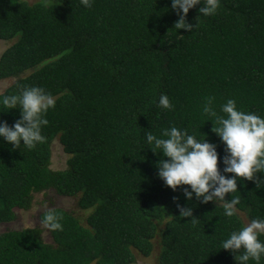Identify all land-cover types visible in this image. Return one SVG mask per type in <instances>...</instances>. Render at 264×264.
<instances>
[{
  "label": "trees",
  "instance_id": "16d2710c",
  "mask_svg": "<svg viewBox=\"0 0 264 264\" xmlns=\"http://www.w3.org/2000/svg\"><path fill=\"white\" fill-rule=\"evenodd\" d=\"M201 6L189 10L197 27L185 31L174 28L170 0H92L91 7L0 0V40L15 41L0 56V80L16 79L0 96L40 86L55 99L43 142L13 149L0 139V223L49 190L90 211L84 226L63 208L49 209L62 224L47 228L53 243L37 227L0 233V264H136L137 254L151 256L156 237L158 264H237L221 242L245 225L240 213L264 218V183L238 180L225 199L239 203L225 216L222 202L189 201V186L167 187L157 175L162 153L145 142L148 131L159 136L176 126L215 144L222 157L215 120L202 112L208 97L220 115L231 98L264 116V0H220L207 17H199ZM161 94L174 108L158 107ZM4 110L0 121L19 119L18 109ZM57 139L69 155L60 171L51 168ZM176 203L192 207L193 217H179Z\"/></svg>",
  "mask_w": 264,
  "mask_h": 264
},
{
  "label": "clouds",
  "instance_id": "9594fccd",
  "mask_svg": "<svg viewBox=\"0 0 264 264\" xmlns=\"http://www.w3.org/2000/svg\"><path fill=\"white\" fill-rule=\"evenodd\" d=\"M81 3L85 7L92 6V0H81ZM170 4L178 16L174 28L192 31L197 24L194 26L187 21L189 10L202 5L197 9L199 17L211 16L217 12L220 0H170ZM213 99H206L202 112L210 118L209 121L211 118L215 120L212 130L224 145L222 157L215 144L200 140L176 126L162 128L159 136L148 131L145 142L153 153H157L154 149L162 153L163 158L157 163V175L167 187L175 192L178 187L189 186L183 187L186 200L190 201L195 196L201 203L222 202L224 215L231 217L239 200L235 197L226 200L225 196L238 191L237 181L255 180L257 187L264 183V179L256 178L257 173H264V116L240 110L231 98L220 105V112L224 114L220 115L212 107ZM0 106L4 111L19 110V119L11 126L0 121V139L13 149L21 145L31 149L44 141L42 126L48 124L46 114L55 106L54 97L44 88L25 86L18 94L0 96ZM158 107L172 109L174 105L166 94H161ZM218 160L223 165L222 169L218 168ZM177 200L173 197L174 202ZM176 209L179 217H193L192 207L176 203ZM60 219L53 210H49L42 223L50 230H62ZM262 234L264 218H253L239 230L232 231L221 242V249L230 251L237 264H248L250 260L260 264L264 257V240L259 239Z\"/></svg>",
  "mask_w": 264,
  "mask_h": 264
},
{
  "label": "rangeland",
  "instance_id": "374dc122",
  "mask_svg": "<svg viewBox=\"0 0 264 264\" xmlns=\"http://www.w3.org/2000/svg\"><path fill=\"white\" fill-rule=\"evenodd\" d=\"M29 4H33L36 0H25ZM15 41H3L0 40V56L2 53L10 47ZM29 73V72H27ZM15 78H7L0 80V93H3L9 86L15 82ZM69 155H67L63 146L59 140H55L52 145V159L51 168L56 171L65 170L68 167ZM78 198L61 196L54 190H49L45 193L34 195L32 207L28 211H20L15 209V219L11 222L0 223V233H4L10 230H23L26 228H40L42 230V238L47 243H53V239L47 228L44 227L40 215L52 208H63L74 216L79 218L82 225L87 226V217L90 214L89 210H82L78 204ZM245 223H249V219L240 213ZM162 226H160V229ZM155 245L154 251L149 257H143L139 254L136 255V264H158V257L160 253L159 237L153 240Z\"/></svg>",
  "mask_w": 264,
  "mask_h": 264
}]
</instances>
